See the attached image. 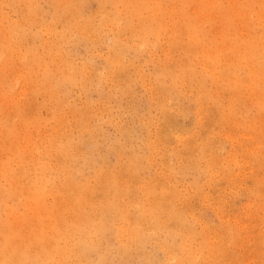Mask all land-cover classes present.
<instances>
[{
    "label": "rangeland",
    "instance_id": "374dc122",
    "mask_svg": "<svg viewBox=\"0 0 264 264\" xmlns=\"http://www.w3.org/2000/svg\"><path fill=\"white\" fill-rule=\"evenodd\" d=\"M29 1L0 0V49L6 51L0 56L1 186L8 188L12 184L4 178L1 168L3 163L10 161L7 166L12 172L14 169L18 172V166L23 164H27L24 165L26 168H32L35 163L42 161L54 163L57 144L68 141L73 143L72 149L80 145L85 152L84 158L79 154L75 166H72L73 171L76 168L81 170L76 182L79 180L78 183H84L88 178L91 180L96 169L112 167L115 163L112 147L123 150L125 155L143 154V138L146 135L144 124L151 115L153 123L149 131L153 139L163 128L165 130L159 138L152 164L137 180L129 179L126 166L118 168L116 177L120 178L118 183L121 188L134 187L153 179L158 198L175 189L181 198L174 202L171 194L167 203L186 212V219L193 224L199 236L195 238L194 247L204 241L202 234L207 236V247L200 254L205 258L204 261L216 247V252L221 253L216 264H220V261L227 264H264V109L259 113L251 105L249 91L237 93V96L243 93L246 97L248 110L245 111V103L239 98L242 103L238 106L241 114L234 121L226 120L222 114L229 111V101L235 98L234 92L230 88L208 83L205 90L214 92L218 102L205 98L202 101L201 129L195 124V105L190 103V99L199 93L197 81L201 72L208 71L210 65L203 61L199 63L195 57L198 52L199 57H202L200 48L192 45L184 35L175 40L172 33L166 31L156 49L142 52L129 50L119 57L121 61L109 66L107 58L113 53L109 46L114 32L108 29L113 28L112 25L107 28L108 31L94 37L81 39L80 35H63L62 28L68 21L67 17L57 21L53 29L46 27L53 14L52 0H34L37 8L33 14H30ZM80 1L76 0V3L83 19L94 18L97 21L101 14L110 11L107 6L100 8L102 0ZM171 1L149 0V3L155 8L159 6L161 11L173 8L174 14L163 15L165 24L173 27L179 25L173 24L174 21L182 20V1L188 18L193 21L198 18L201 22L202 32L205 31L207 37L204 39L200 36V40L203 38L206 43L213 39L211 34L216 35L218 43L222 41V32L232 37L238 31L242 36L252 30L250 23L262 30L258 18L261 15L264 17V0ZM241 2L246 5V18L240 17ZM202 9L203 15H199ZM31 19L37 23L31 36H28L30 41L17 44L11 40V26L29 23ZM56 34L64 36L62 41H58L59 36ZM128 38V35L124 36L122 42H127ZM240 47L244 50V45ZM184 48L192 55L191 60H194V68L198 73L196 81H184L183 87L187 94L177 103L181 107L180 111H168L166 120L156 109L163 99L158 91L153 90L156 87L153 75L158 64L169 63L178 71L176 65L185 67L187 53ZM36 51L37 54L33 55L43 61L34 62L31 53ZM66 62L73 64L80 74L78 80L82 83L77 82L75 85L67 79L69 74L65 76L66 70H62L63 65L60 66ZM46 71H52L49 80ZM240 75L245 76V71H241ZM171 101L174 108L177 100ZM10 127L16 128L18 138H10ZM255 128L259 132H254ZM190 130L196 133L194 137L188 138L186 132ZM174 133L180 136L175 139ZM24 147L26 152L23 151ZM14 150L22 153V163L21 160L13 159ZM196 164L199 169L195 168ZM32 178L34 175L30 174L21 187L27 189L25 187L29 186ZM100 184L103 189L106 187L105 182ZM99 193L93 192L90 199L97 203L102 197ZM60 198L64 200L63 206L71 204L67 199L72 198L71 192L58 183L53 189H46L43 202L46 206H52L55 199L59 202ZM148 199L146 206L149 207L155 196ZM143 200L141 192L138 195L130 192L124 205L133 211L137 208V202ZM28 204L25 197L11 198L2 216L7 218L8 213L13 211L12 214L16 215L12 220L17 223L26 221V226L32 230L41 218H35L33 210L26 207ZM31 204L35 206L33 202ZM71 207L69 205V208L62 209V220L70 222ZM164 259L163 252L155 243L147 244L139 252L119 255L115 250L113 234L107 232L101 248L92 252L88 260L90 264H163Z\"/></svg>",
    "mask_w": 264,
    "mask_h": 264
},
{
    "label": "bare ground",
    "instance_id": "6f19581e",
    "mask_svg": "<svg viewBox=\"0 0 264 264\" xmlns=\"http://www.w3.org/2000/svg\"><path fill=\"white\" fill-rule=\"evenodd\" d=\"M34 2V0L29 1L30 14L35 13L37 8ZM52 6L54 8L53 14L50 23L46 27L53 29V25L57 21L62 17H67L68 21L62 28L63 35L67 34L70 37L80 35L82 39L113 30L114 35L112 34V41L109 46L113 53L107 58L109 66L121 61L119 57L129 50L135 49L142 52L145 49H156L166 31L171 32L175 40L184 35L192 45L200 48L202 57H199L198 52L195 58L198 59L199 63H202V61L209 63L210 69L206 71L208 74L201 72V76L197 81L199 93L190 99V103L195 105V124L199 125L201 129L203 127L202 101L205 98L209 101L218 102V97L214 92L205 90L208 83L216 87L230 88L234 92L235 98L229 101V111L222 114V117L226 120L234 121L236 116L241 114L238 108L239 105H242L241 99L245 103L243 105L245 111L248 110L246 97L243 93H239L237 96L239 91L248 90L251 105L256 107L259 113L263 112L264 17L262 15L258 18L262 23V30L255 27V24L250 23L252 30L242 36L238 34V31L232 37L227 32H222L220 34L222 41L218 43L216 35L210 33L213 39L209 38L210 43H206L203 40L207 35L205 31L202 32L201 22L199 23L198 18L194 21L192 18H188L186 6L182 1L180 3L182 20L174 21L173 24L179 25H173V27L166 25L163 15L166 13L174 14V9L168 8V11H161L159 6L157 8L151 6L149 0H102L100 8L104 9L107 6L110 11L107 12L108 14L97 15L99 16L97 21L94 18H81L78 10L80 8H78L76 0H52ZM239 6L242 11L240 17L246 18V5L241 2ZM194 13L196 14L197 10ZM120 14H123L125 18ZM201 14L203 15V9L199 15ZM35 23L37 22L31 19L29 23L11 26V40L17 44L27 40L30 41L28 36H31ZM111 25L113 28L107 30ZM63 35L56 34V36H59L58 41H62ZM126 35L129 37L128 41L123 43V37ZM200 36L204 37L202 41ZM241 45H244V50H241ZM183 50L187 53V63L185 67L176 65L180 71L173 68L169 63L158 64L155 68L153 77L156 87L153 90L158 91V95L160 94L163 99L162 102L160 101L159 107H156L163 119H166L170 110L180 111L181 107L177 103L187 94L183 87L184 81L188 79L196 81L198 71L194 68V60H191L192 55L189 54L188 49L184 48ZM5 52L1 48L0 56ZM33 54H37V51L31 53L35 63L43 61L42 58ZM1 63L2 60L0 59V66H2ZM62 65L64 66L62 70H66L64 75L69 74L67 79L72 84L82 83L78 80L80 74L75 70L73 64L66 62L60 66ZM158 69L159 71H157ZM52 71H46L47 80H49ZM241 71H245L246 75L241 76ZM188 73L190 74L188 75ZM161 91L163 94H161ZM241 95L242 97H240ZM151 99L153 100V98ZM172 99L177 100L174 108L172 107ZM157 102L156 100L155 103ZM145 122L146 135L143 138V154L125 155L123 150H116V146H114L112 148L115 152V163L112 167L96 169L93 176L90 177L92 179L88 180V178L84 183H78L79 180L76 182V176H79L81 170L76 168L73 171L72 166H75L76 157L79 154L84 158L85 152L80 145L72 149L74 145L70 141L57 144L54 163H44L42 161L35 163L32 168H26L24 165L27 164H23L18 166V172H16V169L13 172L10 171L7 166L10 161L3 163L1 168L4 178L12 184L6 188L1 186L0 181V264H90L88 260L90 254L101 248L107 232L113 234L115 250L119 255L139 252L147 244L155 243L164 254L163 264H216L217 257L221 256V253H217L216 247H214L206 261H204L205 258L203 259L200 254L207 247V236L202 234L204 241L194 247L195 238L199 236L193 224L186 219V212L173 206L172 203H167L171 194L170 197L174 202L181 198V195L175 189L162 194L163 196L158 198L154 191L156 184L153 179L138 183L134 187L126 186L124 189L118 183L120 181V178L116 177L118 168L126 166L130 174L129 179L137 180L142 173L145 174L148 171L152 164V157L158 148L159 138L165 130L163 128L161 132H158L157 138L153 139L149 131V127L153 123L151 115L148 119L146 118ZM5 126L7 127V125ZM258 130V128H255L254 132H259ZM8 131H10L9 136L11 139L18 138L16 128L10 127ZM260 132L263 133L262 130ZM195 133L194 130H190L186 132V135L191 138L194 137ZM179 136V134L176 136V133H174L175 139ZM23 151H27L25 147ZM13 154V159L23 162L21 152L18 153L14 150ZM86 162H88L87 159ZM195 168L199 169L200 167L196 164ZM66 172L69 174H66ZM30 174H33L34 178L30 179L29 186L24 189L21 187L22 183ZM104 182L106 187L103 189V185L100 183L103 184ZM58 183L62 188L71 192L72 198H67L71 201V204L63 206L64 200L60 198L59 202L55 199V204L52 206L44 205L43 200L46 189L48 187L53 189ZM95 183L98 185H94ZM99 187L101 191H99ZM195 187L198 190V184ZM137 190L143 194L144 200L138 201L137 208L131 211L124 203L130 192L138 195ZM93 192L102 194L97 203L90 199ZM154 196L156 200L154 199L149 207L146 206L149 203H146L149 200L148 198H154ZM20 197H25L29 201L26 207L33 210L35 218H41L40 221L35 223L32 230H29V226H26V221L17 223L12 220L13 216L16 215L12 214L13 211L8 213L7 218L2 216L9 199H19ZM69 205L72 206L70 208V222L62 220L63 217L61 216L62 209L69 208ZM220 264L227 263L220 261Z\"/></svg>",
    "mask_w": 264,
    "mask_h": 264
}]
</instances>
